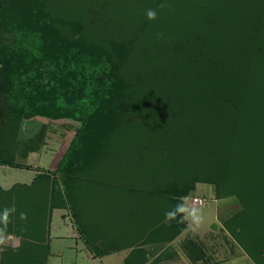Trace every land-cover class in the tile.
Instances as JSON below:
<instances>
[{
  "label": "trees",
  "instance_id": "obj_1",
  "mask_svg": "<svg viewBox=\"0 0 264 264\" xmlns=\"http://www.w3.org/2000/svg\"><path fill=\"white\" fill-rule=\"evenodd\" d=\"M50 122L74 136L53 172L0 187L19 242L0 264H47L61 208L91 252L142 264L197 184L237 199L225 229L264 264V0H0V166Z\"/></svg>",
  "mask_w": 264,
  "mask_h": 264
},
{
  "label": "rangeland",
  "instance_id": "obj_2",
  "mask_svg": "<svg viewBox=\"0 0 264 264\" xmlns=\"http://www.w3.org/2000/svg\"><path fill=\"white\" fill-rule=\"evenodd\" d=\"M43 125L34 139L28 142L22 141L18 145L16 161L21 165L22 169L0 168V186L3 189H10L16 184H30L38 173L53 172L57 167L74 136L75 126L72 122L67 125L52 122ZM193 197L202 199L204 202L203 206L193 204ZM183 202L182 214L187 225V232H185L184 237L189 234L191 239L199 242L205 240L210 245L216 244L213 241L216 239L212 237L215 234L211 233L214 230L213 225L216 224L219 227L218 234L220 235L222 220L230 218L241 209L236 198L215 199L213 188L205 184L195 185L190 194L183 199ZM206 232L208 234H205ZM51 234L55 236L56 233L54 234L52 230ZM221 236H218V238H221ZM51 241L52 250L56 254L48 260L49 264H60L57 262L58 258L64 259L63 264H70L66 262L67 258L70 255L72 257V253H75L72 249H64V246L68 243L71 244V239L64 241L53 237ZM18 244V239L13 235H0V252L5 248H15ZM222 246L225 254H228L229 247L223 244ZM210 250L209 248V252ZM57 252H61L63 255L57 257ZM81 257L82 255L75 261L77 262L76 264H90L86 256H84L85 259L83 260ZM117 259L118 256H113L103 261L104 264H122ZM95 264L99 263L95 262Z\"/></svg>",
  "mask_w": 264,
  "mask_h": 264
},
{
  "label": "crops",
  "instance_id": "obj_3",
  "mask_svg": "<svg viewBox=\"0 0 264 264\" xmlns=\"http://www.w3.org/2000/svg\"><path fill=\"white\" fill-rule=\"evenodd\" d=\"M0 168H2V166H0ZM226 220H222L221 222L220 235L218 234L219 227L216 224L213 225L214 230H212L211 233L215 234L212 237L216 239L213 240L214 242H216V244L210 245L205 240H202V242L193 240L189 237V234L187 235V237H184L185 232H187L186 225L184 230L169 242L142 245L141 248L144 253H140V255H138L136 262H142V264H254L250 260L248 255L242 250V248L225 229L224 223ZM52 230L54 234L56 233L55 236H52ZM205 234L208 233L206 232ZM218 236H221V238H218ZM53 237L60 238L64 241H66L67 239H71V244L68 243L64 246V249H72L75 253H72V257L70 255V257L67 258L66 262L70 264H76L77 262L75 261H77L80 255H82V260L85 259L84 256H86L90 264H95V262L104 264L103 260H107L108 258L113 256H118L117 261L125 264V260H127V258L132 254V249L102 252L101 254L97 255L91 252L88 249L85 241L82 239L81 235L78 233L69 211L63 208L54 209L51 214L49 225L50 252L47 259V264H49L48 260L56 254L52 250L51 238ZM222 244L229 247L228 254H225V250ZM102 245V243H99L98 247L102 248ZM209 248L211 249L210 252ZM100 250L104 251V249ZM62 255L63 253L57 252V257H60ZM63 260L64 259L62 258H58L57 262L63 264Z\"/></svg>",
  "mask_w": 264,
  "mask_h": 264
},
{
  "label": "built area",
  "instance_id": "obj_4",
  "mask_svg": "<svg viewBox=\"0 0 264 264\" xmlns=\"http://www.w3.org/2000/svg\"><path fill=\"white\" fill-rule=\"evenodd\" d=\"M193 203L196 205V206H203L204 202L202 199L200 198H194L193 199Z\"/></svg>",
  "mask_w": 264,
  "mask_h": 264
},
{
  "label": "clouds",
  "instance_id": "obj_5",
  "mask_svg": "<svg viewBox=\"0 0 264 264\" xmlns=\"http://www.w3.org/2000/svg\"><path fill=\"white\" fill-rule=\"evenodd\" d=\"M148 15H149V17H152V16H154V13L150 11V12L148 13Z\"/></svg>",
  "mask_w": 264,
  "mask_h": 264
}]
</instances>
